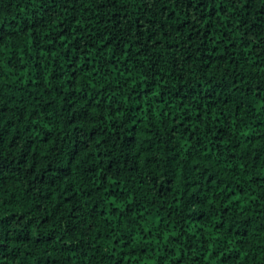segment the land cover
I'll return each mask as SVG.
<instances>
[{"label": "trees", "instance_id": "16d2710c", "mask_svg": "<svg viewBox=\"0 0 264 264\" xmlns=\"http://www.w3.org/2000/svg\"><path fill=\"white\" fill-rule=\"evenodd\" d=\"M0 264H264V0H0Z\"/></svg>", "mask_w": 264, "mask_h": 264}]
</instances>
